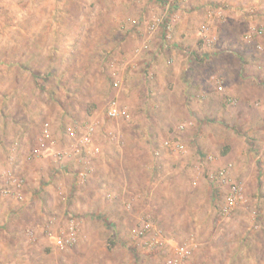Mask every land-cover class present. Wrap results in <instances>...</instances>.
<instances>
[{
    "label": "rangeland",
    "instance_id": "1",
    "mask_svg": "<svg viewBox=\"0 0 264 264\" xmlns=\"http://www.w3.org/2000/svg\"><path fill=\"white\" fill-rule=\"evenodd\" d=\"M263 96L264 0H0V264H264Z\"/></svg>",
    "mask_w": 264,
    "mask_h": 264
},
{
    "label": "built area",
    "instance_id": "2",
    "mask_svg": "<svg viewBox=\"0 0 264 264\" xmlns=\"http://www.w3.org/2000/svg\"><path fill=\"white\" fill-rule=\"evenodd\" d=\"M158 22V20H156ZM156 25H158V23H152V29H154L156 27ZM168 25V23H167ZM166 25V28H169V26ZM220 88V87H219ZM118 113V110H117V107L114 106V104H112V106L109 108V111H108V114L109 115H112V116H115L116 114ZM167 143V142H166ZM219 175L222 176L223 175V170H221L219 172ZM221 180H222V177H221ZM224 181V180H222ZM229 189H230V192L229 194H227V196L225 197V203H224V206H223V210L224 212H227L226 210H230L232 207V205H234V203L237 201V198H238V186L236 184H231L229 185ZM58 242H61V240L59 239ZM179 252H181V254H184V255H187L190 250L188 248H185V246H180L178 249H177Z\"/></svg>",
    "mask_w": 264,
    "mask_h": 264
},
{
    "label": "crops",
    "instance_id": "3",
    "mask_svg": "<svg viewBox=\"0 0 264 264\" xmlns=\"http://www.w3.org/2000/svg\"><path fill=\"white\" fill-rule=\"evenodd\" d=\"M231 57V56H230ZM215 59L219 60V62L222 60V57H218V56H214ZM231 59H236L234 58V56L232 55ZM223 60H226V59H223ZM173 61V60H172ZM228 64V63H227ZM229 65V68H232V66L230 67V64ZM239 76V74H236ZM238 78V77H237ZM189 86L187 85L186 88H188ZM231 91L234 93L235 92V89L234 88H230ZM233 95V94H232ZM234 96V95H233ZM237 98V97H236ZM263 99H264V96H263Z\"/></svg>",
    "mask_w": 264,
    "mask_h": 264
}]
</instances>
